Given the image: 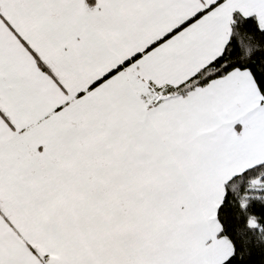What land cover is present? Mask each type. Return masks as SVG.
Listing matches in <instances>:
<instances>
[{"label":"snow or ice","instance_id":"1","mask_svg":"<svg viewBox=\"0 0 264 264\" xmlns=\"http://www.w3.org/2000/svg\"><path fill=\"white\" fill-rule=\"evenodd\" d=\"M0 264H264V0H0Z\"/></svg>","mask_w":264,"mask_h":264}]
</instances>
